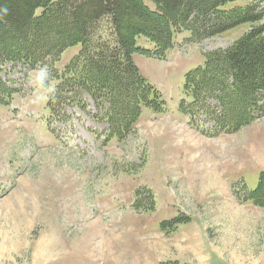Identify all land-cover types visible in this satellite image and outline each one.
I'll return each mask as SVG.
<instances>
[{
    "label": "rangeland",
    "instance_id": "374dc122",
    "mask_svg": "<svg viewBox=\"0 0 264 264\" xmlns=\"http://www.w3.org/2000/svg\"><path fill=\"white\" fill-rule=\"evenodd\" d=\"M248 28L202 40L183 31L163 56L133 54L164 107L142 108L124 141L77 87L48 110L51 68L60 73L79 46L51 63L48 92L33 83L42 67L5 65L16 93L0 106V264H264V208L243 200L264 172V116L224 133L179 105L191 102L185 75Z\"/></svg>",
    "mask_w": 264,
    "mask_h": 264
},
{
    "label": "trees",
    "instance_id": "16d2710c",
    "mask_svg": "<svg viewBox=\"0 0 264 264\" xmlns=\"http://www.w3.org/2000/svg\"><path fill=\"white\" fill-rule=\"evenodd\" d=\"M243 25L248 30L229 48L207 54L185 75L183 92L191 102L179 104L189 118L203 113L224 133L264 116V0H0V106L16 93L1 77L5 65L49 69L66 49L79 46L60 73L51 68L59 83L48 110L73 102L60 91L77 87L104 110L108 137L124 141L142 108L161 113L164 107L133 54L163 56L180 32L202 40ZM139 37L152 51L137 47ZM257 180L243 200L264 208V172Z\"/></svg>",
    "mask_w": 264,
    "mask_h": 264
},
{
    "label": "clouds",
    "instance_id": "9594fccd",
    "mask_svg": "<svg viewBox=\"0 0 264 264\" xmlns=\"http://www.w3.org/2000/svg\"><path fill=\"white\" fill-rule=\"evenodd\" d=\"M49 71L46 67L40 68L34 76L33 83L37 88L43 89L45 92L51 91L52 86L46 84L45 81L49 78Z\"/></svg>",
    "mask_w": 264,
    "mask_h": 264
}]
</instances>
